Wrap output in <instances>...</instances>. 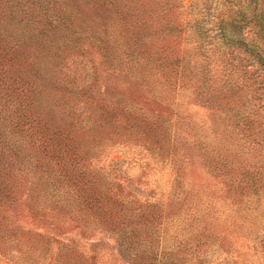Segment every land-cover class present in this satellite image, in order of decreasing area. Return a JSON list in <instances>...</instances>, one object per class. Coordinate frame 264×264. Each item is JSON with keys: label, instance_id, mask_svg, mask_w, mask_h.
I'll return each mask as SVG.
<instances>
[{"label": "trees", "instance_id": "trees-1", "mask_svg": "<svg viewBox=\"0 0 264 264\" xmlns=\"http://www.w3.org/2000/svg\"><path fill=\"white\" fill-rule=\"evenodd\" d=\"M90 1L100 15L95 27L75 0H0V255L14 263L43 254L61 257L66 264H94L65 240L55 253L51 250L57 238L50 229L74 225L113 236L131 264H185L194 255L203 264V250L219 237L211 224L224 222L230 213L216 203L226 199L243 204L244 190H257L264 172L255 161L234 170L220 148L229 142L219 147L217 137L227 128L194 127L144 112L118 85L134 80L157 97L154 77L166 85L173 76L197 69L198 92L211 97L227 90L235 96L229 129L236 128L244 145L264 146V126L256 122L264 108V72L255 66L264 68V55L242 33L253 26L264 34V0H233L234 15L228 20L218 21L216 29L197 27L196 50L188 55L154 44L156 34L172 35L189 23L171 14L173 7H184L177 0ZM102 26L120 31L122 57L104 60L98 49L89 50L88 34L99 37V44L103 40V31L90 28ZM213 29L212 36L221 34L242 50L227 53L218 85L201 47L211 43L207 33ZM86 56L91 71L82 75L75 62ZM246 102L247 109L236 107ZM205 106L215 113L216 101ZM117 139L157 149L170 163L179 156L181 165L192 164L196 154L202 155L196 167L212 178H193L164 201L138 198L124 191L114 175L116 159L104 167L98 164L104 143ZM231 171L238 172L235 176ZM181 178L178 166L172 180L179 183ZM76 252L84 258L74 263L67 255Z\"/></svg>", "mask_w": 264, "mask_h": 264}, {"label": "rangeland", "instance_id": "rangeland-1", "mask_svg": "<svg viewBox=\"0 0 264 264\" xmlns=\"http://www.w3.org/2000/svg\"><path fill=\"white\" fill-rule=\"evenodd\" d=\"M75 4L81 9L82 15L88 23L92 24V27L99 25L100 18L99 12L96 11L94 5L90 0H75ZM184 4V7L171 9L174 15H177V20H188L184 31L174 32L172 35L165 36L155 35L154 44L157 46H164L167 51L174 55L181 54V51L188 53L195 49L196 36L195 32L197 27L210 28L217 26L218 21L225 22L229 19L230 15H234L233 0H177ZM170 4V3H169ZM182 13V14H181ZM104 17V14H103ZM111 18L109 14H106V18ZM98 22V23H97ZM199 24V25H197ZM90 28L92 31H103V40L99 44L97 40L99 37H93L87 35V41L89 42V50L92 48L102 54L103 59L116 60L120 57L121 50L119 49L123 44L120 37V31L116 29L112 32L109 28ZM87 29V28H86ZM89 29V28H88ZM216 29V28H215ZM207 33V40L210 39V44L204 42L201 45L203 55L209 59L212 66V77L215 82L220 84L219 76L224 70L223 63L227 60V55L231 50L242 54V50L234 48L233 42L228 39H223L221 34L217 37L212 36L214 30ZM258 28L253 26H247L242 30V33L246 36V40H251V44L256 46L264 55V34H260L257 31ZM212 36V37H211ZM206 40V41H207ZM95 43V45H93ZM100 45V46H99ZM232 45V46H231ZM99 46V47H98ZM182 49V50H181ZM97 52V51H96ZM228 53V54H227ZM93 56V54H92ZM81 61L75 62V67L79 72L84 75L86 72L91 71V61L86 56L81 57ZM191 62L197 60V56H190ZM231 60H228L229 62ZM237 60L233 61L236 62ZM258 68V72H264V68L255 64ZM199 68V67H198ZM201 69V68H200ZM197 69L188 70L182 76H173L170 83L166 82V85L161 83L159 78L156 79L155 88L157 97L153 94L145 92L140 87L135 86L134 80L131 82L122 81L118 85L120 89L125 91L130 97H133V101L140 103L144 112L150 114H160L166 118H174V121L180 122L185 120V123L196 127L197 125L209 127L214 126L216 128L229 129L233 123V113L236 109H233L235 105V96L227 94V90L223 91L224 94H211V97L196 89ZM104 78L105 72H101ZM215 74V75H214ZM176 77V79H175ZM264 77V76H263ZM176 80V84L174 81ZM264 79H262L263 81ZM226 80L225 84L229 85ZM105 84V83H104ZM133 84V85H132ZM106 85V84H105ZM174 86V87H173ZM180 86L179 88H176ZM104 86L101 87L103 89ZM241 93H237V97ZM211 104L216 101L215 113L208 110L205 104ZM245 100V97L240 98V103ZM264 104V94L261 95L260 104ZM248 102L245 105H236L238 109L242 111L248 108ZM259 105V104H257ZM260 114L257 115V123L262 122L264 126V108L261 109ZM169 119L167 123L171 128ZM173 122V121H172ZM232 122V123H231ZM231 127L228 131H220L217 137L221 140L219 147L223 146L227 142L226 149L222 148V154L228 155V160L234 170L238 168V165L247 167L248 163L256 162V166L259 170L264 172V146L257 144H243L239 140L240 134L237 133L236 128L233 132ZM242 140V139H241ZM138 141H123L120 142L117 139L115 142H105L102 146L103 153L97 158L98 164L104 167L109 165L112 159H116V171L114 175L119 178L124 191L128 189L133 192L138 198H149L151 201H164L171 192H177L181 189V184L187 188L193 183V178H198L203 182V178L206 177V172L197 169V160L200 156L196 154L195 163L183 165L180 164L179 156H174L173 163H170L167 154L154 149L153 152L143 148L138 144ZM243 145V146H242ZM158 146V145H157ZM156 146V147H157ZM155 147V148H156ZM229 149V150H228ZM216 152V150H214ZM195 156V155H194ZM233 163V164H232ZM181 167V180L179 183L172 180V172L174 168ZM202 167V166H200ZM204 167H206L204 165ZM238 171L231 174H237ZM210 176L209 174H207ZM212 178V176H210ZM210 178V179H211ZM213 181V179H212ZM196 183V182H195ZM128 190V191H129ZM193 191V190H192ZM239 191V190H237ZM239 194V192H237ZM216 204H219L221 208H226V211L230 212L226 219H222L218 222L211 224L218 230L219 237L212 241L211 245L205 248L204 253L201 256L205 257L203 264H264V182L261 181V185L257 190L246 189L243 192V204H238L232 200H218ZM50 232L55 235L57 240H53L50 243L51 250L55 253L59 246V241L65 240V242L74 246L77 251L79 250L84 257H90L94 264H131L126 259L124 252L113 236L106 232H100L95 230L94 232H86L82 228L70 225L64 229L51 228ZM80 253H71L67 258L75 263L80 257ZM34 260V261H33ZM197 258L194 256H188L185 260V264H197ZM33 261V263L31 262ZM0 263L2 264H66L61 257L54 259L53 257H47L43 254L39 256L33 255L32 259L23 260L21 262H12L0 255ZM198 264H201L200 262Z\"/></svg>", "mask_w": 264, "mask_h": 264}]
</instances>
